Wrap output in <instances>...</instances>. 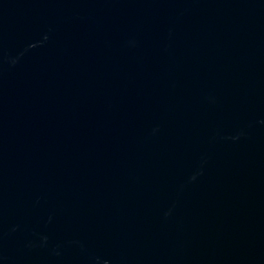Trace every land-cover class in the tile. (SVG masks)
Segmentation results:
<instances>
[{
	"label": "water",
	"instance_id": "obj_1",
	"mask_svg": "<svg viewBox=\"0 0 264 264\" xmlns=\"http://www.w3.org/2000/svg\"><path fill=\"white\" fill-rule=\"evenodd\" d=\"M0 264H264V0H0Z\"/></svg>",
	"mask_w": 264,
	"mask_h": 264
}]
</instances>
